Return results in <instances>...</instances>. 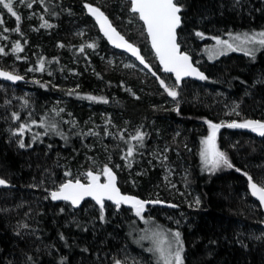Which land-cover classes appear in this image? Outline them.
Here are the masks:
<instances>
[{"label":"trees","instance_id":"obj_1","mask_svg":"<svg viewBox=\"0 0 264 264\" xmlns=\"http://www.w3.org/2000/svg\"><path fill=\"white\" fill-rule=\"evenodd\" d=\"M12 3L19 21L0 5V69L25 82H0V178L12 186L0 189V264H116L115 256L131 245L140 222L128 218L122 206L105 203L101 219L100 207L90 201L73 209L50 196L69 175L81 178V170L96 171L102 165L116 174L123 193L143 200L158 196L175 206L147 207L151 211L185 216L186 225L178 229L185 264H264V215L248 192V177L264 186V136L221 127L217 147L233 167L210 171L200 157L208 134L205 120L264 122V49L254 58L232 53L196 64L201 46L213 37L264 29V0H176L181 7L179 48L207 77L184 80L178 87L158 63H148L154 76L101 58L122 53L99 35L84 5L100 9L117 29V22L126 18L119 9L129 11L128 0ZM129 13L119 28L128 31L131 38L126 39L142 54L131 42L140 29L136 14ZM45 23L51 27H41ZM80 28L87 34L80 36ZM17 44L21 51H14ZM31 74L38 79L23 87ZM161 80L176 87V100L168 97ZM41 121L45 127H38ZM21 124L26 131L17 135ZM138 131L144 134L142 143L131 139ZM130 144L133 154L124 159ZM164 149L165 164L184 175L197 207L186 210L182 196L164 189L163 164L155 159V152Z\"/></svg>","mask_w":264,"mask_h":264},{"label":"snow or ice","instance_id":"obj_2","mask_svg":"<svg viewBox=\"0 0 264 264\" xmlns=\"http://www.w3.org/2000/svg\"><path fill=\"white\" fill-rule=\"evenodd\" d=\"M21 3L24 0H20ZM0 5L4 9H7L9 13L16 17L19 21L20 17L13 10L12 0H0ZM31 7V4L28 5ZM84 7L88 10L89 14L93 15L96 19L97 24L100 25V29L104 36L107 37L108 41L113 44L114 47L122 48L125 51L133 55L136 60L140 62L145 68L150 72L152 71L149 64L141 56L139 50L131 43L127 42L125 38L120 35L115 28L112 27L107 17L98 8L92 7L91 5L85 4ZM130 11L138 16V19L142 21L144 31L147 33V37L151 41V47L155 53L156 58L159 60L163 67V71L167 73L175 74V85L179 86L181 79L186 76H194L197 79L205 80L207 79L202 73L197 71L195 67L189 61V57L186 54H182L179 51V45L176 42V29L180 26L181 17L179 13L181 12V7L176 3V0H130ZM41 27H51L47 23L42 24ZM19 29L17 28V31ZM7 31V29H5ZM198 36L201 33H197ZM233 40L240 41L241 43H258L264 46V32L254 33V34H244L243 39L240 36H234ZM217 45H223L226 48L236 51L237 49L233 47L232 44L223 40H216ZM62 46V45H61ZM88 48H94V44L86 45ZM20 45L17 44L14 51H21ZM83 51V48L80 49ZM3 50L0 49V53ZM222 54V53H218ZM252 53L245 50V55H251ZM43 61L39 65V70H43ZM126 67H133V65H125ZM33 69H29L32 71ZM155 76L156 73L152 72ZM0 77L6 80L16 81L21 79L18 75H13L7 72H0ZM159 79V77H157ZM161 87L167 92L173 100H176L178 92L176 87H168L163 80L160 81ZM71 94V93H69ZM89 100H100L101 102L107 103L103 98H97L88 96ZM239 115V113H236ZM13 119H19L17 115H13ZM208 125V135L205 139L201 141L202 149L200 152V157L205 169L210 171H215L221 166H226L227 168H232L233 165L229 161L227 155L220 151L217 147V133L221 127L228 128H245L252 132L257 133L260 136H264V122L255 120H245L242 123L231 122L220 124L212 123L210 121H204ZM38 127H45L43 121L40 122ZM55 130V126H52ZM27 126L21 124L17 135H22L26 131ZM132 140L138 142H143L144 134L137 132ZM20 147H25L23 141L20 142ZM133 154V147L131 144L127 149V153L124 159L131 157ZM130 166V164H129ZM103 175L105 177V182L100 183V174H93L92 171H88L86 176L88 178V183H81L79 179L73 181H67L61 184L58 190L52 191L50 193L52 200H63L70 202L73 207H76L85 197H91L96 204L100 205L101 219H103L104 211V200H110L119 207L122 203L129 204L133 209H135V214L139 217L144 210L145 202L136 199L131 196L121 195L119 189L116 187V177L111 171V169L105 165L103 168ZM239 171V170H238ZM69 175V173H65ZM246 175V174H245ZM249 184L248 187L251 191L252 196L256 197L261 206H264V186H258L256 182L253 181L252 177H248ZM0 186L7 187L5 180L0 179ZM199 203V201H197ZM174 240L169 244V250L165 251L159 246L154 249V251L159 253V259L163 261V264H183L182 252L183 243L180 238L179 232L172 233ZM174 245V248H173ZM119 264V262H117Z\"/></svg>","mask_w":264,"mask_h":264},{"label":"rangeland","instance_id":"obj_3","mask_svg":"<svg viewBox=\"0 0 264 264\" xmlns=\"http://www.w3.org/2000/svg\"><path fill=\"white\" fill-rule=\"evenodd\" d=\"M98 1L101 2V0H98ZM129 12H131L130 8H129V11H126L121 8L119 9V13H122L126 16V18H124L125 20H123V23L120 21L117 22L120 27L123 26V25L121 26V23L126 24V20L128 18L127 15ZM135 19L138 25V27L137 25H135V27L136 29L138 28L140 29V30L138 29L139 36H133L132 38L133 41L131 42L141 47L140 48L141 52L143 56H145L146 58L145 61H147V63L151 64V66L154 67V64L157 63V61L152 51L150 50L147 36L143 28V24L139 21L137 15L135 16ZM119 26H117V29L122 32L121 34L124 35L125 38L129 37L130 39L131 37L128 35L129 34L128 31L127 32L124 31L123 29L119 28ZM79 31L80 32L78 34L80 36L87 34L83 28H80ZM259 32H264V29L254 30V31L253 30L252 31H236V32L228 31L225 33H221L219 36L213 37L211 41H208L207 44H205L204 46H201L202 48L200 50V55L202 56L196 59V64L204 65L205 63H211V62L218 60L222 56H226L232 53L242 54L246 57L254 58L259 52H261L264 49V46H261L258 43H241L240 41L233 40L232 38L234 36H240L243 39L244 34L251 35V34L259 33ZM137 37H140L143 43H140ZM217 39L227 41L228 43L232 44L233 47H235L237 50L232 51L223 45H217L216 44ZM245 50L250 51L252 54L245 55ZM218 53H222V54H218ZM101 58H103L106 62L112 65L115 64L116 66H120L123 69H133L135 71H139L140 73H145V70L142 67H140L133 59H131L130 57H128L127 55L123 53H122V56L118 54H112V53L108 54L107 56L105 55L103 56V54H101ZM125 65H133V67H126ZM37 76H38L37 74H31L30 83L27 82V84L23 87H30L31 83L38 79ZM165 84L168 87H170L167 83ZM2 87H5V86H2ZM11 91H15V90L11 88ZM24 91L28 93L27 88H25ZM63 92H64V89L62 90L61 93L63 94ZM16 97L17 96H14V100H16ZM168 97L172 99L170 96ZM17 101L21 103L22 100L19 97L17 98ZM58 103H59L58 100H56L54 103L55 106H58ZM208 132H209V129H208ZM201 149H202V144L200 145V152H201ZM166 152H167V149L158 150L155 152L156 162L158 164H163L162 165V169H163L162 184L164 185V189L172 195L177 194V195L182 196L186 210H188L189 207L190 208L197 207L198 206L197 198L192 195L191 190L186 186L185 182L182 180L184 178V175L182 173L181 174L175 173V170L170 165L165 164L166 163V156H165ZM104 166L105 165L97 166L96 171H92L96 174L97 173L100 174L101 182H104V175L102 171ZM225 167L221 166L217 169L223 170ZM88 171H91V170H87V171L81 170L78 174L81 178L73 179L69 175V178L66 180L75 181L76 179H79L82 183H87L86 173ZM159 190H160V187L158 188V191ZM157 193L158 192H156V194ZM152 200H159V197L155 196ZM127 217L133 220L135 219L138 220L141 225L139 228L134 229V231L132 232V239L130 240L131 245L130 244L124 245L122 247V251H120V253H118L115 256L116 264L117 262H119V264H151V261L152 262L154 261L153 263H156V264H163V261L159 259V253L154 251V249L159 246L165 251L169 250V244L174 240L172 233L174 232L180 233V231L178 230L179 227L186 225V218L182 214H176V213L170 214V213H166L162 211H151L147 207H144V210L139 217L135 214V209H127ZM180 238L183 243L181 233H180ZM139 245L145 246V252L142 250L141 247H140L141 249H139ZM133 247H135V251L133 250ZM173 248H174V245H173ZM181 255L183 259V264H185L184 262V243H183V252Z\"/></svg>","mask_w":264,"mask_h":264},{"label":"water","instance_id":"obj_4","mask_svg":"<svg viewBox=\"0 0 264 264\" xmlns=\"http://www.w3.org/2000/svg\"><path fill=\"white\" fill-rule=\"evenodd\" d=\"M128 1L130 2V0H128ZM91 6H92V7H95V6H93V5H91ZM95 8H97V7H95ZM99 10H100V9H99ZM100 11H101V10H100ZM85 12H86L87 16L93 21V23H94V25H95V27H96V29H97L99 35L103 38V40L108 44V46H109L110 48H112V49L115 50V51H118V52H121V53L127 55L128 57H130L131 59H133V60H134V61H135L140 67H142L146 72H148V73H151V72H152V71L150 72L147 68H145L142 64H140V62H139L138 60H136V58H135L133 55H131L129 52L125 51V50L122 49V48L114 47L113 44H111V43L108 41L107 37L104 36L103 32H102L101 29H100V25L97 24L96 19L94 18V16L91 15V14H89V12H88V10H87L86 8H85ZM101 12H102V11H101ZM104 15H105V14H104ZM179 15H180V13H179ZM105 16H106V15H105ZM106 17H107V16H106ZM180 17H181V16H180ZM107 19H108V17H107ZM108 21H109V19H108ZM139 21H140V20H139ZM109 22H110V21H109ZM140 22L142 23V21H140ZM110 24H111V22H110ZM142 24H143V23H142ZM180 24H181V21H180ZM111 25H112V24H111ZM112 27L115 28L113 25H112ZM179 27H180V26H179ZM179 27L176 29V42H177V30L179 29ZM115 29H116V28H115ZM116 31H117L120 35H122L117 29H116ZM145 34H146V36H147L146 31H145ZM122 36H123V35H122ZM123 37H124V36H123ZM124 38H125V37H124ZM147 39H148V43H149L150 50L152 51L153 55L155 56V53H154V51H153V49H152V47H151V41H150V39H149L148 37H147ZM125 40H126V38H125ZM126 41H127V40H126ZM127 42H129V41H127ZM129 43H130V42H129ZM131 44H132V43H131ZM177 44H178V42H177ZM134 46H135V45H134ZM135 47H136V46H135ZM136 48H137V47H136ZM137 49H138V48H137ZM138 50H139V49H138ZM179 51H180L182 54H186V53L182 52V51L180 50V48H179ZM139 52H140V50H139ZM140 54H141V53H140ZM186 55H187V54H186ZM141 56H142V54H141ZM142 57H143V56H142ZM188 57H189V56H188ZM143 58H144V57H143ZM155 59H156L158 65H159V67H160V69H161V72H162L163 74H165V75L171 76V78H172L173 81L175 82V74H174V73H167V72L163 71V67H162V65L160 64L159 60L156 58V56H155ZM189 61H190V63L192 64V66L195 67V68L197 69V71H199L200 73H202V72H201L196 66L193 65V63H192L190 57H189ZM149 66H150V65H149ZM0 72H6V71L0 69ZM7 73H9V72H7ZM10 74H11V73H10ZM202 74H203V73H202ZM13 75H15V74H13ZM18 76H19V75H18ZM20 77H21V76H20ZM184 80H189V81H194V82H199V81H201L200 79H197V78H195L194 76H186V77H183V78L181 79V82L184 81ZM0 82L7 83V84H9V85H13V86H15V85L23 84V83L25 82V80H24L23 77H21V79L16 80V81L6 80V79H3L2 77H0ZM181 82H180V83H181ZM112 172H113V171H112ZM93 174H96V173L93 172ZM113 174H114L115 177H116V187L119 189L121 195L131 196V197H134V198L139 199V200H141V201H144V202H145V207H158V208H165V209H174V208H175V206H174L173 204H170V203H165V202H163V201H159V200H143V199H140L139 197H136V196H134V195H131V194H128V193H123V192L120 190L119 186H118V181H117V176H116V174H115L114 172H113ZM0 179H1V178H0ZM5 182H6V181H5ZM66 182H67V181H66ZM73 182H74V181H73ZM104 182H105V177H104ZM104 182H101V181H100V183H104ZM64 183H65V182H64ZM81 183H82V182H81ZM87 183H88V178H87ZM87 183H84V184H87ZM6 184H7V187H5V186H0V189H11V188H12V186H11L8 182H6ZM248 184H249V182H248ZM56 190H58V189H56ZM54 191H55V190H54ZM248 192H249V195L251 196V198L253 199V201H254L255 203L258 204V206H259V208H260L262 214L264 215V206H261L260 203H259V201H258V199H257L256 197L252 196L249 187H248ZM50 196H51V195H50ZM52 201H54V200H52ZM84 201H90V202L94 203L96 206L100 207V205L96 204V202H95L91 197H85V198L80 202V204H79L78 206H76V207H73L72 204H71L70 202L63 201V200H55L54 202H67V203H69V204L73 207V209H77V208L80 207V205H81ZM105 203H108V204H110V205H112V206H114V207L117 206V205L114 204L112 201L107 200V199L104 200L103 204H105ZM120 206L124 207L125 209H133L129 204H124V203H122ZM263 227H264V221H263Z\"/></svg>","mask_w":264,"mask_h":264},{"label":"bare ground","instance_id":"obj_5","mask_svg":"<svg viewBox=\"0 0 264 264\" xmlns=\"http://www.w3.org/2000/svg\"><path fill=\"white\" fill-rule=\"evenodd\" d=\"M259 186V185H258Z\"/></svg>","mask_w":264,"mask_h":264}]
</instances>
